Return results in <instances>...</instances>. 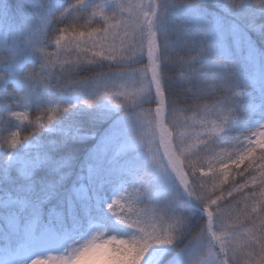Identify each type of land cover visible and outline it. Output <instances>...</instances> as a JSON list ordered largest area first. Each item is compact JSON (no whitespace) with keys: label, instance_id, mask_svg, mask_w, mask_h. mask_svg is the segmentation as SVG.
I'll use <instances>...</instances> for the list:
<instances>
[{"label":"snow or ice","instance_id":"1","mask_svg":"<svg viewBox=\"0 0 264 264\" xmlns=\"http://www.w3.org/2000/svg\"><path fill=\"white\" fill-rule=\"evenodd\" d=\"M261 186L264 0H0V264H264Z\"/></svg>","mask_w":264,"mask_h":264},{"label":"trees","instance_id":"2","mask_svg":"<svg viewBox=\"0 0 264 264\" xmlns=\"http://www.w3.org/2000/svg\"><path fill=\"white\" fill-rule=\"evenodd\" d=\"M100 2L102 3L103 0H100ZM14 110H15V111H20L21 109H14ZM37 115H39L38 112H35V111L30 112V119H35V117H36ZM10 130H14V129H10ZM30 131H31L30 128H29V129H25V130L22 132V135H28V134L30 133ZM7 134H8L7 131H5V132L3 133V135H5V136H6ZM241 167L243 168L244 165H242ZM256 175L258 176V174H256ZM258 179H259V176H258ZM261 188H264V186H261ZM261 188H257L256 191H257V192L261 191Z\"/></svg>","mask_w":264,"mask_h":264},{"label":"rangeland","instance_id":"3","mask_svg":"<svg viewBox=\"0 0 264 264\" xmlns=\"http://www.w3.org/2000/svg\"><path fill=\"white\" fill-rule=\"evenodd\" d=\"M53 255H55V253H53Z\"/></svg>","mask_w":264,"mask_h":264}]
</instances>
